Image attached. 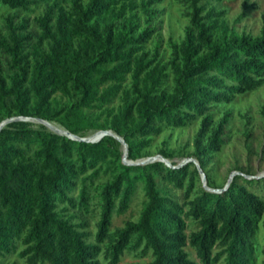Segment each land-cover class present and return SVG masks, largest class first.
Instances as JSON below:
<instances>
[{"label":"trees","instance_id":"obj_1","mask_svg":"<svg viewBox=\"0 0 264 264\" xmlns=\"http://www.w3.org/2000/svg\"><path fill=\"white\" fill-rule=\"evenodd\" d=\"M42 1L48 4L36 36L21 11ZM156 1L0 0L14 10L5 18L7 33L0 34V51L9 55L7 67L0 61V122L18 115L54 121L64 112L103 108L122 94L123 103L108 110L102 128L125 138L129 159H139L165 126L200 118L193 157L205 170L225 143L231 116L228 111L215 124L212 108L264 83V27L258 35L234 34L218 20L224 11L208 8L215 0H188L190 23L180 42L171 41L172 57L163 63L158 50L152 57L144 51L156 31ZM34 38L42 55H32ZM168 67L171 88L165 86ZM59 89L71 96L62 104L55 98ZM261 111L264 117V105ZM11 123L0 130V259L22 244L18 253L26 264H103L102 254L108 264H118L127 251L152 255L147 263L133 264H257L264 199L239 177L223 192L202 186L194 195L195 162L178 168L162 161L126 164L114 136L79 141L31 126L10 128ZM101 175L106 179L95 185L101 214L90 241L87 221L74 218L89 211L90 186ZM164 181L185 188L184 200ZM140 185L146 196L141 215L112 230L114 214L128 209Z\"/></svg>","mask_w":264,"mask_h":264},{"label":"rangeland","instance_id":"obj_2","mask_svg":"<svg viewBox=\"0 0 264 264\" xmlns=\"http://www.w3.org/2000/svg\"><path fill=\"white\" fill-rule=\"evenodd\" d=\"M138 4L143 0H135ZM128 2V1H127ZM123 2L118 4L121 6ZM47 2L42 1L39 4L31 6L30 10H22L21 16L29 18L28 30L33 32L36 36L41 34V18L46 10ZM154 7L159 11L158 16L153 20L152 25L156 28L153 37L145 44L144 51L149 53L152 57L156 50L159 51L158 59L163 63H167L172 57L171 41L180 42L184 35L186 27L190 23L189 12L191 11L188 0H158L154 3ZM216 7L218 11H224L219 17V22H225L229 28L234 31V34L241 35L243 33H250L253 35L260 34L264 27V0H215L208 4V8ZM14 10L9 8L6 4L0 2V34H6L5 18L8 14L13 13ZM142 27L146 26L145 15L138 9ZM245 14L241 19L240 15ZM216 18V17H215ZM18 18L17 20H19ZM220 30V29H218ZM29 47L32 50V55H42L39 41L34 38ZM47 48V43L43 44ZM0 61L3 67H7L9 55L0 51ZM169 77L166 79L165 86L171 88L172 86V71L168 67ZM126 88L131 87V78L128 77ZM70 92L64 89H59L56 94V100L62 104L70 98ZM123 103L122 94H119L112 103L103 107L74 113L64 112L59 119L54 120L63 127L74 130L76 134L81 136H88L96 131L103 129L102 124L107 116L108 110L115 111ZM264 105V83L257 88L238 94L234 100L228 103H220L215 105L210 111L213 114L215 124H217L226 112H231L230 120L226 126L224 138L225 143L222 149L213 154L212 159L202 172L199 170L195 174V193L205 186L204 174L206 180L210 179L208 185L213 188H223L231 174L234 171H241L247 175H259V182L246 183L240 176L245 174L237 173L234 178H238L240 183L246 184L251 190L258 193L264 199V117L262 115V107ZM23 126H31L37 129L53 131L48 126L40 122L28 121H14L10 124V128H19ZM200 128V118L193 120L185 126L171 127L165 126L160 133H154L151 136L150 144L141 150L139 158H146L149 156H156L165 152L167 157L173 164H179L189 157H193L194 140L196 133ZM118 153L123 154L125 151L124 144L117 139L114 146ZM167 165V164H166ZM196 165H192L194 169ZM89 169L87 173H90ZM249 178V176H247ZM106 179L105 175L96 178L93 186H90L91 203L88 212H80L74 218L76 222L87 221V231L90 232V241L95 240V235L98 230V221L101 214L100 195L96 189L97 184ZM172 194L178 199L184 200L185 188L176 187L173 183L164 181L162 183ZM79 184L73 196L77 197L81 191ZM146 196L143 186H139L133 199L124 213H115L111 229L114 230L123 227L128 220H137L141 215ZM76 212V209H71ZM191 222V219H188ZM195 227L192 225L191 228ZM23 248L20 244L18 249L0 259V264H26L25 260L19 256V251ZM264 226L261 225L257 233V264H262L264 261ZM187 250L190 251L191 256L196 258L195 250L188 245ZM103 264H108L104 258V254L100 256ZM151 253L142 256L136 251H127L118 264H133L136 262L147 263L151 260ZM217 264H225L219 262Z\"/></svg>","mask_w":264,"mask_h":264},{"label":"water","instance_id":"obj_3","mask_svg":"<svg viewBox=\"0 0 264 264\" xmlns=\"http://www.w3.org/2000/svg\"><path fill=\"white\" fill-rule=\"evenodd\" d=\"M20 120H22V121L34 120L35 122H40V123L48 126L49 128H51L56 133L66 135V136H68V137H70L72 139L79 140V141L98 142L106 135L114 136L115 138L120 140L125 146V151H124V154H123V162L126 163V164L143 165V164H148V163H152V162H155V161H162V162H164L165 164H167L170 167L178 168V167L184 166L185 164H187L189 162H195L197 164L199 170L201 172L203 171V168L201 167V165L199 163V160L197 158H195V157L186 158L185 160H183L179 164H173L169 160L168 157H166L165 155H163L161 153L156 155V156H149V157H146V158H139V159H136V160L129 159V156H128L129 155V146H128L127 141L125 140V138L123 136L119 135L113 129H100V130L96 131L95 133L90 134L88 136H81L79 134H76V133L72 132L71 130H69V129L65 128V127L54 126L51 123V121L48 120V119H45V118H42V117H38V116L18 115V116L9 117V118H6V119L2 120L0 122V130L3 127L7 126L9 123H11L13 121H20ZM237 173L245 174V173H243L241 171H234L231 174L227 184L223 188H213V187L209 186L208 183H207V180H206V175H205V173H203L204 174V183H205L204 187L206 189L210 190V191H213V192H223V191H225L226 189L229 188V186L233 182L234 177H235V175ZM245 176L246 177L249 176V178H259L260 177L259 175H247V174H245Z\"/></svg>","mask_w":264,"mask_h":264},{"label":"bare ground","instance_id":"obj_4","mask_svg":"<svg viewBox=\"0 0 264 264\" xmlns=\"http://www.w3.org/2000/svg\"><path fill=\"white\" fill-rule=\"evenodd\" d=\"M26 121H28V122H35L34 120H26ZM51 123L54 125V126H59V127H63L61 124H59V123H57V122H55V121H51Z\"/></svg>","mask_w":264,"mask_h":264}]
</instances>
